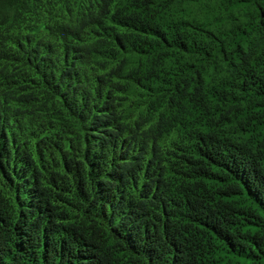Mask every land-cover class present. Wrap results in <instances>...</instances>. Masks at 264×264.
I'll list each match as a JSON object with an SVG mask.
<instances>
[{
    "label": "trees",
    "instance_id": "trees-1",
    "mask_svg": "<svg viewBox=\"0 0 264 264\" xmlns=\"http://www.w3.org/2000/svg\"><path fill=\"white\" fill-rule=\"evenodd\" d=\"M0 264H264V0H0Z\"/></svg>",
    "mask_w": 264,
    "mask_h": 264
}]
</instances>
